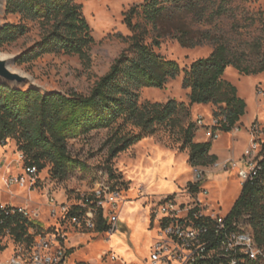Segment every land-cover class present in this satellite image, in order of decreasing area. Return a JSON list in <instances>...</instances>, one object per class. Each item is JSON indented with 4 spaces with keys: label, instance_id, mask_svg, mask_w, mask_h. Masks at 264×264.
Masks as SVG:
<instances>
[{
    "label": "rangeland",
    "instance_id": "rangeland-1",
    "mask_svg": "<svg viewBox=\"0 0 264 264\" xmlns=\"http://www.w3.org/2000/svg\"><path fill=\"white\" fill-rule=\"evenodd\" d=\"M145 1L79 0L95 37L88 57L47 53L27 63L16 60L12 66L32 77L43 91L87 94L128 48L129 44L120 37V34L125 37L131 35L125 16L133 6ZM199 6L205 10L202 20H194L182 13L176 19H182L194 32H211L235 51L245 52L248 59H255L253 45L264 37V0H200ZM18 21L17 15L7 14L6 7L2 8L0 28L7 22ZM29 25L30 31L25 35L0 46L2 56L18 59L40 38L39 25ZM214 48L215 44L210 41L196 47H184L168 35L156 50L187 68L196 59L209 56ZM184 76L182 72L163 88H141V102L176 99L189 105L190 89L183 87ZM225 78L237 86L238 94L247 102V113L241 127L236 135L222 131L215 140L206 129L197 127L194 141L212 140L215 145L222 146L223 154L229 153L227 149L230 148L241 163L245 150L251 145L250 131L254 123L260 128L255 138L261 148L264 142V72L245 75L231 65ZM21 87L31 85L28 83ZM217 110L213 104H193L191 120L203 116L211 122ZM113 132L114 129L101 128L70 139V150L84 165L74 168L69 178L64 180L51 176L50 165L35 176L27 174L25 157L18 149L17 140L10 138L4 144L0 142V206L23 209L42 226L30 229L35 237L34 243L42 237L56 235L57 242L63 247H72L73 252L65 264H107L112 255L135 264H151V252L160 229L159 219L163 216L158 213L160 202L170 195H181L179 203L193 200L187 189L196 176L190 162V149L182 147L184 139L181 132L160 127L154 134L147 135L111 159L109 139ZM102 170L108 173L112 188L120 194L116 231L98 232L77 226L70 216H65L60 206L56 214H52V196L57 203L64 202L67 206L80 202L83 194L92 192ZM229 173L205 185L209 189L207 195L199 193L211 209L224 215L229 214L241 191L238 171L233 169ZM28 250L29 245L17 242L9 231L0 233V264H5L15 254H26Z\"/></svg>",
    "mask_w": 264,
    "mask_h": 264
},
{
    "label": "trees",
    "instance_id": "trees-1",
    "mask_svg": "<svg viewBox=\"0 0 264 264\" xmlns=\"http://www.w3.org/2000/svg\"><path fill=\"white\" fill-rule=\"evenodd\" d=\"M199 4L200 0H146L133 6L124 20L131 35L120 34L129 44L128 48L87 94L43 91L0 82V142L4 144L15 138L27 166H36L41 172L50 165L51 176L64 180L74 168L84 165L70 150V139L101 128L114 129L109 139L112 159L165 127L183 134L182 147H189L191 164H212L217 160L211 153L212 140L194 141L199 126L191 120V105L217 106L219 110L214 118L220 119L221 131L230 132L239 127L247 112V102L238 94L237 86L225 78V73L231 65L241 74L263 73L264 37L253 45L256 57L250 60L245 52L235 51L211 32H194L182 19H176L182 13L202 20L205 10L200 9ZM5 7L6 13L17 15L19 21L1 26L0 46L29 32V23L38 24L40 28V38L21 53L17 59L19 63L30 62L47 53L86 58L95 43L79 0H7ZM168 35L184 47L210 41L215 48L209 56L200 57L190 67L182 68L177 60L168 59L156 50ZM182 72L185 73L183 87L190 89L189 105L176 99L141 102V88H163ZM260 156L257 175L243 184L228 215L245 218L258 244L264 246V142ZM188 189L198 191L200 188L192 182ZM77 208L74 205L70 215L77 213ZM41 227L19 208L0 206V233L9 231L17 242L31 246L35 237L30 229ZM110 228L101 210L96 231ZM72 252L73 249H69L68 256ZM244 264L262 263L251 260Z\"/></svg>",
    "mask_w": 264,
    "mask_h": 264
},
{
    "label": "built area",
    "instance_id": "built-area-1",
    "mask_svg": "<svg viewBox=\"0 0 264 264\" xmlns=\"http://www.w3.org/2000/svg\"><path fill=\"white\" fill-rule=\"evenodd\" d=\"M196 123L206 129L212 139H217L222 132L220 119L212 118L207 122L203 116L198 117ZM260 132L258 124L254 123L250 134L251 145L243 155L244 163L230 158L216 160L208 166H194L198 191L187 189V194L193 197L189 203H179L181 195L166 196L158 206V213L163 214L159 219L160 229L154 249L151 252V264H244L247 261H260L264 264V246L256 240L254 230L245 218H234L224 215L210 204L200 198L199 193L209 190L204 187V182L215 169L222 172L238 171L240 182L243 184L253 179L259 171L261 147L255 134ZM27 174L35 176L38 173L36 166H27ZM101 176L96 180L90 194H83L77 213L70 215L74 205L67 206L64 202H54L52 214H56L57 207L63 209L65 216H70L74 224L88 229H96L100 211L106 224L113 228L119 222L117 210L119 206V192L112 188L107 178V172L100 171ZM4 207V206H2ZM21 212L28 215L26 211ZM56 235L42 237L37 243L29 246L25 253L15 254L5 264H65L68 250L60 244ZM28 254V255H27ZM107 264H135L112 255Z\"/></svg>",
    "mask_w": 264,
    "mask_h": 264
},
{
    "label": "water",
    "instance_id": "water-1",
    "mask_svg": "<svg viewBox=\"0 0 264 264\" xmlns=\"http://www.w3.org/2000/svg\"><path fill=\"white\" fill-rule=\"evenodd\" d=\"M6 2L7 0H0V12L6 5ZM16 60V57H5L0 54V82H4L15 87L23 86L29 83L31 87L40 89L39 85H37L32 77L13 68L12 64ZM116 230L117 225L113 228V231Z\"/></svg>",
    "mask_w": 264,
    "mask_h": 264
},
{
    "label": "crops",
    "instance_id": "crops-1",
    "mask_svg": "<svg viewBox=\"0 0 264 264\" xmlns=\"http://www.w3.org/2000/svg\"><path fill=\"white\" fill-rule=\"evenodd\" d=\"M247 113V112H246ZM246 115V114H245ZM243 119V118H242ZM241 124H242V120H241V122H240V126L239 127H237V128H235V129H233L232 131H230V132H228V133H232L233 135H236V131L238 130V129H240V127H241ZM224 133V132H223ZM222 133V134H223ZM221 135V134H220ZM220 137V136H219ZM250 139H251V134H250ZM222 146L221 145H215V143L213 142V146H212V150H211V153L212 154H214V155H216L217 156V160H220V161H222V160H227V159H230V158H234V159H236V156H235V154H234V151L233 150H231L230 148L229 149H227L228 151L227 152H229V153H227V154H223L222 152H223V150L224 149H222L221 148ZM242 161H241V163L243 164L244 163V161H243V159H241ZM226 173V174H225ZM228 173L229 172H222V171H218V170H215V169H212V170H210V173L208 174V176H207V178H206V180H205V182H204V186L205 185H208V184H210V183H214L216 180H217V178H219V177H221V176H223V175H228ZM230 174V173H229ZM231 175V174H230ZM241 189H242V184H241ZM209 190V189H208ZM241 192V191H240ZM240 194V193H239ZM239 196V195H238ZM238 196H237V198H238ZM236 198V199H237ZM235 199V200H236ZM72 248V247H71ZM70 248V249H71Z\"/></svg>",
    "mask_w": 264,
    "mask_h": 264
}]
</instances>
